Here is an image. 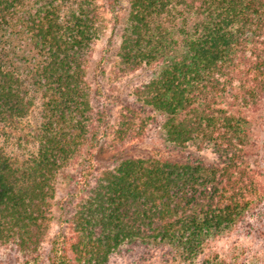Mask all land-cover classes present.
<instances>
[{
	"label": "trees",
	"instance_id": "16d2710c",
	"mask_svg": "<svg viewBox=\"0 0 264 264\" xmlns=\"http://www.w3.org/2000/svg\"><path fill=\"white\" fill-rule=\"evenodd\" d=\"M149 132L161 143L137 148ZM242 224L264 236V0H0V245L38 264L135 244L228 264L206 243Z\"/></svg>",
	"mask_w": 264,
	"mask_h": 264
},
{
	"label": "rangeland",
	"instance_id": "374dc122",
	"mask_svg": "<svg viewBox=\"0 0 264 264\" xmlns=\"http://www.w3.org/2000/svg\"><path fill=\"white\" fill-rule=\"evenodd\" d=\"M124 1V0H122ZM110 32H107L105 36L100 38L94 46L91 60L88 63V78L92 80V77L97 73L96 65L100 61V56L104 54V50L109 47L107 38ZM118 40L114 38L112 42V53L108 55V60L104 66L106 70H109L112 64L113 51L116 49ZM95 73V74H94ZM98 77V76H96ZM95 77V78H96ZM149 78V72L138 71L124 77L121 83L116 86V91L112 93V99L108 100V108L113 117L118 113L120 102L117 103L115 96L118 94L121 96V101L126 100L129 89L141 81H145ZM101 81L102 87L106 92L110 93L111 83L108 80V75L99 76L97 78ZM104 99V98H103ZM106 101V100H105ZM263 129L258 127V133L261 136ZM149 136L140 141L137 148H151L152 146L159 145L160 139L154 136L153 132H149ZM31 146V145H30ZM205 157L210 160L214 158V155L206 150L202 152ZM56 216H58V210H55ZM254 223V219H251ZM257 226V225H255ZM263 228V227H261ZM58 229L57 220L54 219L51 222L48 236L46 241L41 247V253L43 258L39 262H45V252L49 248V239L55 234ZM206 252L209 254H218L220 257L227 260L228 264H264V236L257 231L250 230L245 225H239L233 230L217 236L206 243ZM21 254L14 249L13 246L0 245V264H38L36 262H24ZM40 260V259H39ZM40 263V264H41ZM109 264H177L173 262V253L167 247H151L141 244L125 245L122 252H118L111 256Z\"/></svg>",
	"mask_w": 264,
	"mask_h": 264
}]
</instances>
